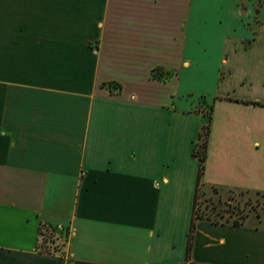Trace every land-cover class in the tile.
Listing matches in <instances>:
<instances>
[{
    "label": "crops",
    "instance_id": "0c3cea01",
    "mask_svg": "<svg viewBox=\"0 0 264 264\" xmlns=\"http://www.w3.org/2000/svg\"><path fill=\"white\" fill-rule=\"evenodd\" d=\"M206 125L202 190L264 195V0H0V264H264L252 219L186 258Z\"/></svg>",
    "mask_w": 264,
    "mask_h": 264
},
{
    "label": "rangeland",
    "instance_id": "374dc122",
    "mask_svg": "<svg viewBox=\"0 0 264 264\" xmlns=\"http://www.w3.org/2000/svg\"><path fill=\"white\" fill-rule=\"evenodd\" d=\"M251 31L257 32V26L249 27ZM201 76V75H200ZM202 81L203 80L201 78ZM209 115V110L206 111ZM203 142L200 141L199 145ZM197 213L208 217L214 223H233L245 224L251 220L264 221V199L256 196L254 193H241L238 191H218L211 189L202 190L197 199ZM40 242L51 250L54 247L65 250V235L61 228H56L53 233L52 229L44 228Z\"/></svg>",
    "mask_w": 264,
    "mask_h": 264
},
{
    "label": "trees",
    "instance_id": "16d2710c",
    "mask_svg": "<svg viewBox=\"0 0 264 264\" xmlns=\"http://www.w3.org/2000/svg\"><path fill=\"white\" fill-rule=\"evenodd\" d=\"M154 78L157 77L156 74L153 75ZM238 102V101H237ZM246 103H251V102H246ZM253 105H260L259 103H251ZM210 112V111H209ZM211 113V112H210ZM209 113V117L211 118V114ZM209 133H210V125H206L202 128L201 133L199 134V139L195 145V149L193 152V156L195 158H197L199 160L200 163V168H199V174H198V180H197V188H196V196H195V210H194V214H193V218L191 221V225H190V232H189V242H188V247H187V255L186 258L187 260H189L190 258V252H191V248H192V242L194 240V236H195V230H196V223L199 220H210L208 217H204L203 215H198L197 213V199H198V195L200 194V192H202V183H201V177L202 174L204 172V163L206 161L207 158V148H208V138H209ZM202 141L203 143L201 145H199V142ZM215 192H217L218 189L214 188L213 189ZM241 193H245V192H241ZM249 194V193H246ZM256 196H260L264 199V195H261L260 193H255ZM233 226L235 227H239L242 224H239L237 222H233L232 223ZM44 228H47V230H51L53 231V233L55 232L56 228L41 224L40 228H39V243L37 245V249L39 252L41 253H46V254H54L59 252L60 249H58V247H54L53 250H51L49 247L44 246L43 244H41L40 242V237L43 235V230Z\"/></svg>",
    "mask_w": 264,
    "mask_h": 264
}]
</instances>
